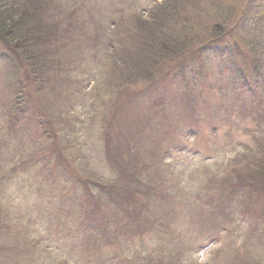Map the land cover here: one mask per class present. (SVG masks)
<instances>
[{
  "label": "rangeland",
  "instance_id": "1",
  "mask_svg": "<svg viewBox=\"0 0 264 264\" xmlns=\"http://www.w3.org/2000/svg\"><path fill=\"white\" fill-rule=\"evenodd\" d=\"M11 1L18 8L39 5L46 32L57 27L58 37L67 35L71 52L56 57L58 48L48 42L45 57L54 59L55 70L67 59L72 69L38 97L0 62V96L8 93L3 81L9 77L14 88L27 87L21 97L27 115L47 109L44 137L30 124L11 131L13 137L0 136V264H264V164L258 167L264 161V4ZM218 29L227 36L215 41ZM116 30L129 71L109 67L107 43ZM150 74L153 80L141 83ZM104 79L113 80L115 91L106 92ZM233 80L237 94L220 90ZM186 94L198 123L187 117ZM6 102H0V122L2 111L9 113ZM106 129L109 149L122 154L110 166ZM137 160L140 171L132 168ZM247 161L256 169H245ZM242 166L250 179L237 174ZM12 169L46 170L49 182L17 177ZM78 177L99 186L81 194L72 187ZM119 199L137 206L124 221ZM85 212L98 217L102 245L79 232Z\"/></svg>",
  "mask_w": 264,
  "mask_h": 264
},
{
  "label": "trees",
  "instance_id": "2",
  "mask_svg": "<svg viewBox=\"0 0 264 264\" xmlns=\"http://www.w3.org/2000/svg\"><path fill=\"white\" fill-rule=\"evenodd\" d=\"M259 3L264 4V0H260ZM34 5L37 4H31L30 8L28 9H25L22 6L18 8L12 5L11 0H0V44L3 45L2 47L4 49L5 56L8 55L7 53H10L12 55H10L11 59H9L8 57L6 60L7 64H9L8 68L13 69V71L16 72V68L20 67L19 70L22 69L24 80H30V88L33 87L39 97V95L43 96V92L48 91L49 88L54 89L57 87L56 80L60 78L62 70L66 69L68 72H70V70L72 69V63L67 59L66 62L60 61L63 63L58 66V69L55 70L56 64L54 59L45 57V52H48V48L46 49L47 43L49 42L52 47L54 44L55 49L58 48V50H56V52H58L55 53L56 57H62L61 54L63 51H65L66 53H70L71 44L67 45L68 41L65 40V37L67 35H64V37L57 36L60 34L59 28L57 29V27H54V30H52L51 32H46V29L43 27L41 21L39 20V5ZM171 5L173 4L170 3L168 7ZM223 32V29L215 30L216 35H220ZM55 40H59V42ZM162 52L168 53V50L165 49V51H163V49L161 48L159 53ZM18 54H20L21 57ZM16 57H18V61H16ZM110 63L111 65H109V67L113 68L115 71H119L118 68L120 67L123 68L121 71H126L130 67V63H128L126 59H111ZM76 69L77 67H75L74 74H77ZM70 76L71 73H68L66 75V77H68L66 78V80H70ZM154 76L156 77L157 74H155ZM141 79L144 82H148L151 81L152 76L151 74L148 76H142ZM102 83L103 84L101 85L104 86L107 92L115 91L112 79H108L107 81L102 80ZM24 95H27V92H21L20 94L16 95L18 99L16 101V104L12 108L15 112L10 117L11 120H14L13 122L11 121L12 125H17L14 119L15 115L18 116L19 112H24V104L22 103L21 99V97ZM5 108L8 109L7 107ZM41 109L43 111L45 110L44 113H47L46 107L42 106ZM4 116L5 118H2L0 125H2L7 120L8 113H5ZM36 122L38 123V121ZM39 128L42 129V123L39 124ZM11 131H13L12 128ZM75 150L81 153L84 149L82 147H78L75 148ZM106 152L111 156L109 145H106ZM118 154L119 153H116L114 155V159H120V155L116 156ZM88 157L89 156H87V158ZM87 160L88 159H86L85 161ZM87 178H89L90 180L94 179L92 177ZM124 190H129L131 192L130 188L127 187ZM123 206V208L128 211V207L126 205Z\"/></svg>",
  "mask_w": 264,
  "mask_h": 264
}]
</instances>
